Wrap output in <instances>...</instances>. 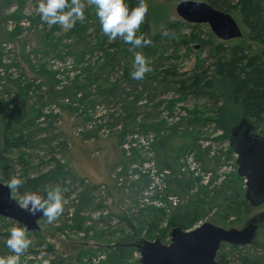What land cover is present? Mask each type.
I'll return each mask as SVG.
<instances>
[{
	"label": "trees",
	"instance_id": "16d2710c",
	"mask_svg": "<svg viewBox=\"0 0 264 264\" xmlns=\"http://www.w3.org/2000/svg\"><path fill=\"white\" fill-rule=\"evenodd\" d=\"M194 1L208 3L232 16L241 28L242 38L221 41L206 26V37L202 38L199 29L204 25L181 22L172 16L165 3L145 0L148 13L137 35L143 34L151 43L143 48H133L119 39L109 41L98 24L90 33L89 27L80 21L65 31L59 24L49 26L41 22L36 11L39 0H0V9L6 8L4 14H0V51L2 47L19 46L20 60L29 64L33 74L30 81L24 82L21 79L6 80L0 75V160H4V152L12 149L21 152L32 143L50 146L53 137L47 134L48 130L54 124H66L70 130L66 136L73 139L70 140L72 143L84 134L95 135V150L109 152L110 146L106 143L114 142L113 150L119 155L112 171L115 179L111 178L103 185L112 198L131 200L134 197V188L127 182L122 183L123 179L133 172L141 178L144 174L142 168L137 167L138 163L143 166L149 160L162 176L164 194L156 193L166 202L188 193L189 187L180 177L179 161L185 154L197 153L198 160L206 161L207 167H212L209 149L202 150L199 145L204 136L201 129L208 122L215 125L216 133L225 144L240 129L264 136L263 6L258 0ZM30 2L35 5L36 13L27 18L25 29L22 9ZM125 3L131 9L138 6L139 0H125ZM11 9L17 10L8 12ZM182 23L192 28L191 33L172 40L169 32L179 30ZM25 31L29 36L18 40ZM76 40L81 43L79 49ZM172 41L179 48L198 46L200 52H205V58H198L190 73L178 74L172 63L169 64L171 55L167 56ZM254 45L262 47L256 49ZM137 52L143 54L151 66L143 80H134L130 75L135 71L133 62ZM3 62L0 56V68L6 69L7 74L9 65ZM173 87L183 99H205L209 103V116L204 117L205 113L193 110L188 119L169 125ZM188 137L194 140L191 145L175 146L174 149V141ZM128 140H131L130 145L137 140L144 145L141 149L131 148L127 153L120 147ZM60 148H63L59 152L62 160L69 161L70 149L67 145ZM228 152L232 154L230 147ZM61 168L58 163L55 169L27 179L20 193L45 190L47 185L60 180ZM46 192H42L45 198ZM156 201L159 203L155 204L162 205L157 195ZM94 207L93 199L86 195L77 200L71 219L76 231L83 230L84 214ZM180 228L185 231L184 227ZM140 241L147 240L137 238L135 234L121 237L113 244L109 260L102 264H124L135 253L134 245ZM11 252L6 243H0V256ZM46 252L53 251L47 247ZM216 260L218 264H229L219 252ZM45 261L47 264H64L60 259L50 258L49 253L40 261L22 264H44ZM243 263L263 264L262 260L253 262L249 259H243Z\"/></svg>",
	"mask_w": 264,
	"mask_h": 264
},
{
	"label": "rangeland",
	"instance_id": "374dc122",
	"mask_svg": "<svg viewBox=\"0 0 264 264\" xmlns=\"http://www.w3.org/2000/svg\"><path fill=\"white\" fill-rule=\"evenodd\" d=\"M160 1L167 5L175 19L181 20L176 13V6L182 1ZM79 2L84 5V19L76 22L80 21L82 25L89 27V32L92 33L97 24L100 25L95 6L90 3V0H79ZM5 9V7L0 9V14ZM35 9V5L31 2L22 9L25 15L22 26L25 29L28 27L27 18L36 13L37 10L35 11ZM16 10L11 9L8 12L13 13ZM205 26L209 27L204 25L199 29L203 33L202 38L206 37L205 30L207 29ZM63 29L66 30L64 27ZM11 30L9 29V31ZM191 31L192 28L189 25L182 23L179 30H172L169 34L172 33L173 40L174 37L189 35ZM56 35L58 36L57 33ZM28 36L29 34L25 31L18 40ZM75 43L78 49L82 47L78 40ZM171 47L167 53V56L171 55L169 64L172 63V67L181 75L190 73L198 58H205V52H200L198 46L192 45L190 49L179 48L172 41ZM254 47L259 49L262 46L254 45ZM2 48L0 56L3 57V64L9 65V69L6 74V69L1 67V77H6V80L12 78L13 80L21 79L22 82L30 81L33 74L29 64L20 60V47L13 45V47ZM18 62L20 65H17ZM44 82L48 83L47 80ZM171 96L173 103L172 115L167 120L169 125H176L183 118L188 119L193 110L205 113L204 117L209 116L207 112L209 103L205 99L194 97L183 99L174 87ZM198 129L200 128L198 127ZM48 131L47 134L53 137L50 146L32 143L30 148L21 152L17 149H12L10 152L2 151L5 161L2 158L0 160L3 164L0 166V181L6 185L11 177H19L25 182L27 179H32L41 173L55 169L58 163L62 165V168L59 169L61 170L59 173L60 180L47 185L45 190L39 192H48L57 186L66 189L63 192L64 211L52 223H48L46 217L40 221L39 234L26 232L31 244L20 256L19 264L40 261L43 255L47 253L50 254V258L60 259L64 261V264H102L109 260L113 244L127 235L135 234L137 238H143L149 242L160 238L161 242L167 245L170 242L167 234L172 228L182 226L185 231H190L209 222L227 230H240L250 218L264 211V206L252 207L245 199L246 182L237 174L236 156L229 154V143L225 144L220 139V134L215 131V125L210 122L201 129L204 136L199 145L202 150L209 149L208 159L212 160L210 165L212 167H207L206 161L198 160L197 153L185 154L179 161L181 164L180 177L185 181L184 184L187 183L188 193L174 196L172 200L166 202L162 201L158 195L165 189L162 187V176L158 174L152 161H146L143 166L138 163L139 166L137 167H141L140 170L144 174L141 178L139 174L133 172V175L123 179L122 183L127 182L130 188H134V192H136L134 197L131 200L115 199L103 186L104 183L110 182L111 178L115 179L112 171L119 155L113 150L114 142L106 143L107 146H110L109 152L103 149L97 151L94 146L96 143L95 135L92 138L88 134H84L72 143L70 140L73 139L66 136V133L70 131L66 124L62 126L54 124ZM193 141L191 137L183 138L174 141L173 146L174 149L175 146L178 148L180 145L188 146ZM130 142L131 140L126 141L120 147L121 150L128 153L131 148L141 149L144 145L139 140L135 141L134 145H130ZM63 145H67L70 149V160L65 162L59 154L63 150L60 146ZM140 155L143 156V153ZM20 189L12 191V193L14 198L22 204L23 194L20 193ZM83 195L93 199L95 207L85 212L86 224L83 230L78 232L73 228L71 219L77 200ZM156 195L162 205L154 203H159L156 201ZM170 223L172 226H169ZM14 226L23 227L0 217V243H6L9 230ZM255 243L247 247H232L224 244L219 253L226 257L229 264H244L243 259H249L253 262L262 260L264 264V229L258 233ZM47 247H50L53 252H46ZM14 255L15 253L11 252L5 256H0V259L6 260ZM71 256H76V258H71ZM139 260L140 256L134 253L124 264H140Z\"/></svg>",
	"mask_w": 264,
	"mask_h": 264
},
{
	"label": "water",
	"instance_id": "95a60500",
	"mask_svg": "<svg viewBox=\"0 0 264 264\" xmlns=\"http://www.w3.org/2000/svg\"><path fill=\"white\" fill-rule=\"evenodd\" d=\"M264 8V0H258ZM178 17L186 23L208 25L221 41L242 38L241 28L232 16L201 1L186 0L176 6ZM229 147L236 156L237 174L246 182L245 199L252 207L264 206V136L250 134L245 129L232 134ZM43 197L40 192H34ZM6 184L0 181V217L27 226V232L40 230L45 217L23 210ZM264 229V211L250 218L242 229H224L206 222L200 227L184 231L172 228L169 244L161 240L140 241L134 245L140 264H218L217 255L223 244L233 247L252 245Z\"/></svg>",
	"mask_w": 264,
	"mask_h": 264
},
{
	"label": "clouds",
	"instance_id": "9594fccd",
	"mask_svg": "<svg viewBox=\"0 0 264 264\" xmlns=\"http://www.w3.org/2000/svg\"><path fill=\"white\" fill-rule=\"evenodd\" d=\"M90 3L95 6L101 31L109 41L119 39L133 48H143L151 43L143 34L137 35L148 13L145 0H139L138 6L131 9L125 0H90ZM83 8L84 5L79 0H71V3L69 0H39L36 10L41 22L49 26L59 24L69 29L77 20L84 19ZM133 66L135 71L130 75L134 80H143L145 74L151 71L147 58L140 52L135 55ZM23 183V179L11 177L7 181V187L10 191H18ZM64 191L66 189L57 186L47 192L46 198L34 192H25L20 206L33 216L42 213V217H46L47 222L52 223L64 211ZM26 232L27 226H14L9 230L6 246L15 255L6 260L0 259V264H19L20 256L31 244ZM44 264H47V261Z\"/></svg>",
	"mask_w": 264,
	"mask_h": 264
},
{
	"label": "built area",
	"instance_id": "2783aa9c",
	"mask_svg": "<svg viewBox=\"0 0 264 264\" xmlns=\"http://www.w3.org/2000/svg\"><path fill=\"white\" fill-rule=\"evenodd\" d=\"M170 200H172V199H170Z\"/></svg>",
	"mask_w": 264,
	"mask_h": 264
}]
</instances>
